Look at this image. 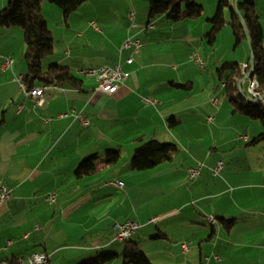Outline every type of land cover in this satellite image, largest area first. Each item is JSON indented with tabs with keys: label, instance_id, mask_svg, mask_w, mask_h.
Segmentation results:
<instances>
[{
	"label": "crops",
	"instance_id": "0c3cea01",
	"mask_svg": "<svg viewBox=\"0 0 264 264\" xmlns=\"http://www.w3.org/2000/svg\"><path fill=\"white\" fill-rule=\"evenodd\" d=\"M5 1L1 0L0 10L7 6ZM127 1L131 3L125 6L126 12L120 16L123 21L114 18L98 20L86 15L67 20L65 29L70 35L66 36L65 51L60 55L54 53L52 58L54 62L70 67L76 76L83 79V87L82 90L48 87L42 107L34 106L16 78L27 72L18 66L12 56L18 51L22 55L23 30L15 27L0 31V187L7 186L12 190L11 199L0 206V260L16 262L19 258L27 260L33 253L44 252L49 255L50 264H80L100 254L115 253L119 256L109 264H123L120 254L124 242H115L113 237L116 223L128 219L141 225L138 231L146 225H156V236H153L155 232L149 231L147 235H141L140 240L144 241L150 235L152 241H159L156 243L170 242L172 247L179 248L181 254L187 256L183 264H234L239 258L264 264V165L251 162L249 177L243 180L232 178L227 167H224L216 180L205 175L206 172H213L217 165L213 156L212 161H206L208 169L205 166L199 179L192 181L193 186L187 190L189 198L180 199L178 203L176 200L170 209L153 215H145L133 204L125 207L131 201V193L125 191V184L123 187L116 184L122 182L121 177L125 173L122 169L114 171L111 168L109 172L107 169L83 179L75 177L74 169L82 161L99 156L104 149L108 151L121 147L133 153L138 146L135 140L139 137L166 143L180 141L176 129L169 126L170 118L179 119L176 127L187 124V119L194 122L196 119L194 126L202 128L201 118L194 115L209 113L208 98L206 103L175 105V98L179 94L175 92L188 91L192 96L195 81L187 78L190 89L176 88L175 84H186L184 79L190 76L172 66L178 63V42L190 46V60L195 54L199 56L192 50L191 43L204 40L209 31V22L200 23L198 20L176 27L163 16L152 22L151 28H146L149 7L143 6L144 14L139 15L133 10L134 0H101L113 3ZM92 2L90 0L88 3ZM45 8L48 7L43 4L44 17ZM130 13L135 15L134 21L128 18ZM179 29L183 36L177 40L175 35ZM129 38L143 42L140 52L134 56V62L125 66L129 77L115 94H103L97 90L96 80L81 75L80 70L123 62L129 53L122 52L121 47ZM165 43L169 45L161 48L160 45ZM7 57L14 60L11 68L4 65ZM210 87L208 84L205 88L207 94ZM145 99H151L154 103L147 104ZM205 107L206 114L203 110ZM72 111L83 114L89 120V125L84 126ZM209 117L210 114L207 116L208 124L216 122L215 116L214 122H209ZM50 118L52 120H48ZM208 132L209 129L206 136ZM194 134L197 139L192 141L204 149L207 140L204 141L203 133ZM249 135L245 133L239 140L248 142L251 139ZM207 145L210 148L206 150V158L210 159L212 153L209 151H216L218 144L211 140ZM175 154L173 160L167 162L169 165L162 164L164 166L161 167L173 166ZM195 161L186 169V175L190 168L196 167ZM213 176H216L214 172ZM187 177L190 180L189 174ZM256 177L261 179L260 182ZM45 187L50 190L42 200L46 202L49 194L56 193L57 201L51 205L57 204V208L42 213V218L37 222L28 217L27 202L35 196L39 197ZM62 190L67 198L59 202ZM221 200L231 207H226ZM208 204H216V208H207ZM155 217L158 221L149 223ZM210 217L236 222L227 235L216 230L217 223L207 236L204 223L208 224ZM37 226L39 229H36ZM180 228H190L195 233V239L200 236V242L195 245ZM238 229L242 233L239 238L243 236L245 240L243 237L235 240ZM138 231L132 239L139 244L140 240L136 239ZM255 233L258 234L256 240H251V234ZM36 236L31 246L29 241ZM184 241L191 242L192 249L188 253H183L181 249ZM9 242L12 243L8 245ZM141 249L155 264L152 254L146 248ZM244 251V255L240 256ZM156 254V260L161 262Z\"/></svg>",
	"mask_w": 264,
	"mask_h": 264
},
{
	"label": "rangeland",
	"instance_id": "374dc122",
	"mask_svg": "<svg viewBox=\"0 0 264 264\" xmlns=\"http://www.w3.org/2000/svg\"><path fill=\"white\" fill-rule=\"evenodd\" d=\"M92 3H87L83 5L78 11L71 14V17H79V16H87L90 18H94L98 20H104V19H115L116 21L122 20V14H125V6H128L127 3L119 2V3H113V2H101V0H92ZM244 0H238L239 2H243ZM9 0H6L4 4H8ZM219 0H201V3L204 5V13L201 18L198 20L201 21L200 23H207L209 18H212L216 12V7ZM235 3V0H233ZM134 12L139 15H143L144 9L143 6H149L147 1L144 0H134ZM255 3L258 5L257 9L259 10L260 16H261V23L264 26V0H255ZM1 4V0H0ZM3 4V3H2ZM5 5V6H6ZM46 7L44 9L45 19L47 21L48 27L51 30L53 37H54V53L56 54H63L65 51V42H66V36L70 35V32L65 29L67 20L65 18L64 12L57 7L54 4L51 3H45ZM183 9L186 8V3L182 4ZM263 7V8H262ZM5 8V7H4ZM73 19V18H72ZM71 19V20H72ZM226 19L229 22L230 21V14H226ZM70 20V21H71ZM196 20V21H198ZM122 21H118V23H122ZM124 24V22H123ZM208 30H210L211 25L210 23H207ZM102 27V24H100ZM19 29V28H18ZM181 29V28H180ZM179 32L176 33L175 39H180L183 34ZM202 26L200 24L199 30L201 31ZM209 32V31H207ZM23 48L22 51L20 49V52H22V55H20L19 51L18 53H13V59L17 61L19 64L18 66L24 71H27L26 63L23 60V55L25 52V42H24V36H23ZM169 45V43L161 44V48H165ZM192 50H194L196 53L199 54V56L204 60L205 68H201L200 65L194 63L193 59H189V50L190 46L186 43H177V51H178V60L177 64L172 65L176 66V68H179L181 72H187L185 73L186 77L184 79V83L188 80L187 78H190L189 80L195 81V92H193L192 96H190V92L188 91H178L175 93H179L178 96L175 98V105L177 107H181L188 102H195V103H206V99L208 98L209 101V113L207 115H202L198 113L197 115H194L195 118H201L200 123L203 124L202 128H196L194 126V123L197 122L196 119L195 122L191 119H187L185 121L187 124H183L182 127L180 126H172L173 129H176L177 136L180 141H167L168 143L175 144L178 148L175 153V162L173 166L170 167H164V164L155 169L147 170V171H137L132 172L130 170L131 165V159L134 154L129 153L128 150H123V158L119 162V165L117 168L114 169H122L125 171V173L122 174V182L127 186L125 191H129L131 193V201L127 202L126 206H132L136 209H139L140 212H143L145 215H153L156 212H160L162 210H168L171 206L176 202L178 203V200L189 198L188 195L190 193L187 191L189 187L193 186L194 182L188 180V174H185L186 169L192 165V162L195 161V165L198 163H202L206 166V169H208V164L206 163L207 160H213V156L215 157L216 164H219L222 162L223 168L227 167V170L229 171V175L232 178H235L236 180H243L249 177V167H252L251 162H254L255 165L260 164V166L264 165V142H261L254 146H248V142L242 141V139L239 140L240 136H245V133L249 136H251L252 140L255 136L260 134L263 131V127L261 123L253 119L247 115L241 114L239 112H234V107L232 106L230 99L226 95V90L224 87L220 84V81L217 77V69L221 67L224 63H239L242 66L249 61L251 56V50L249 48V45L246 42L236 46L235 37L233 34V30L230 26V24H226L224 28L219 33V36L216 40V43L211 46L208 41L203 40L199 41L196 40L194 43H191ZM69 47V46H68ZM71 48V47H69ZM77 48V47H76ZM72 49V48H71ZM59 57V56H58ZM12 58V57H11ZM50 61V60H48ZM47 60L44 63V66H48ZM182 61H185L182 62ZM173 64V63H172ZM210 84L209 93L207 94L206 86ZM248 81H245L243 83V91L247 93L249 99L250 94L248 93ZM217 99L219 104L217 106H212V100ZM204 114H206V107L203 108ZM220 114L218 115V112ZM210 114L211 117H216V122L212 124H208L207 116ZM180 117V116H179ZM186 120V119H185ZM179 121V119H178ZM197 124V123H196ZM207 129H209L208 136H206ZM202 131V132H201ZM194 132L197 133H203L204 135V141L207 140L206 143H204L205 148L202 149L201 146H198L196 142H193L192 140L197 139ZM193 135H192V134ZM244 138V137H242ZM209 140V142H208ZM211 140H214V142H217L218 147L216 151H209L212 153V156L210 159L206 158V150L209 146L207 144L211 143ZM182 142V143H180ZM166 143V142H165ZM192 147V149L190 148ZM107 153V150L104 149L100 152L99 156L104 157ZM221 160L220 162H218ZM172 164V163H170ZM79 166V165H78ZM77 166V167H78ZM210 166V165H209ZM77 167L74 169V171L77 169ZM162 168V169H161ZM256 168H254L255 170ZM111 171V169H108V172ZM184 171V172H183ZM207 171V170H206ZM214 172V171H213ZM213 172H206L205 175H208L209 177H213V179H218L217 175L213 176ZM221 172V171H220ZM219 172V173H220ZM218 173V174H219ZM236 173H240V176H237ZM110 174V173H108ZM221 176V175H220ZM258 178V177H256ZM74 179V178H73ZM199 179V178H198ZM212 179V180H213ZM260 178H258V182H260ZM74 185V184H72ZM82 188H79L81 190ZM49 188L45 187L41 190L39 193V197L35 196L32 198V201L27 202V214L28 217L34 218L35 221H39L40 218H42V213H47L48 211L56 210L57 204L51 205L46 202H44L42 199L44 195H46L49 192ZM78 190V191H79ZM65 197V198H64ZM67 197L65 196L64 191H61V197L60 201L65 200ZM223 204H225L226 207H231V205L227 204L225 200H221ZM196 208H198V205H196ZM207 208L213 209L216 208V204H208ZM128 219H124L116 224L123 223L127 221ZM227 220V219H226ZM230 220V219H228ZM227 222V221H226ZM191 223V222H189ZM218 223V226H216V230L222 231L224 235H227L230 230L226 228V224H221L219 219H216V222L212 224L208 220V224L204 223V228L207 229L208 233L207 236L210 235V232L212 230V226L216 225ZM156 225H150L145 226L142 230L138 231V236L136 239L139 241L143 235H147L149 231L155 232ZM180 231L184 234L188 235L194 242L195 245H197L200 242V236L199 240L195 239V233L188 228H180ZM236 231V230H235ZM234 233V232H233ZM261 233V232H259ZM156 232L155 235L156 236ZM241 231L238 229L235 232V240H240L243 236L239 238L241 235ZM142 235V236H141ZM234 235V234H233ZM258 234H251V240H256ZM262 236V235H261ZM38 236L32 238V240L29 241L30 245H34L33 242L35 239H37ZM146 237V236H145ZM243 240H245V237H243ZM159 242L156 239L152 241L151 236L149 235L144 239V241H139V245L141 248H146L150 254H152V258L155 262V264H183L186 262V255L181 254V250L179 248L172 247V244L168 241ZM189 242V241H187ZM176 246V244H174ZM159 249V250H157ZM190 249L192 247L190 246ZM155 251H158L159 253H154ZM35 252V251H34ZM156 256L161 258V262H158L156 260ZM245 251L243 253H240L241 255H244ZM149 256V255H148ZM239 256V257H240ZM238 257V258H239ZM244 257V256H243ZM169 261V262H168ZM153 263V261H152ZM234 264H256L253 260H247L244 258H239L234 261Z\"/></svg>",
	"mask_w": 264,
	"mask_h": 264
},
{
	"label": "trees",
	"instance_id": "16d2710c",
	"mask_svg": "<svg viewBox=\"0 0 264 264\" xmlns=\"http://www.w3.org/2000/svg\"><path fill=\"white\" fill-rule=\"evenodd\" d=\"M89 1L90 0H9L7 6L0 10V31L15 27H19L23 30L25 42L23 60L27 67L26 75H24V83L27 89L31 90L41 84V86L70 87L82 90L83 79L76 76L70 67L60 65L53 61L54 37L43 15L42 7L45 3L54 4L64 12L65 18L68 19L71 14L78 11ZM144 1H147L149 4V16L146 28H151L153 25L152 22L163 16H166L174 26L180 27L201 18L205 10L201 0ZM183 3H186L185 9H183ZM233 4L232 0H219L214 16L208 19L211 28L204 36V40L206 38L208 43L213 46L224 26L230 24L235 37L236 46H238L247 41V29L251 40L255 66L253 74L246 81L250 78H256L259 83L260 94L263 96L264 30L261 23V16L255 0H244L238 3V9L243 19L237 13ZM228 13L230 14L229 22L226 19V14ZM131 25H133V23ZM123 52H128V56L131 55L129 51ZM127 57H125L124 61L121 63H125ZM46 60H50L48 61L47 67L44 66ZM250 60L251 56L249 61L245 63L248 65L245 71L239 63H224L217 69V77L220 84L226 90V95L234 107V112L247 115L261 123L263 131L247 143L248 146H254L264 142V101H250L257 99H249L247 93L243 91V84L241 89L243 93L239 89L240 81L252 70ZM189 85V83L175 84L176 88L185 90L190 89ZM168 122L170 127L179 123L175 117L170 118ZM135 141L138 146L131 159V171L152 170L162 164L170 162L173 160L174 153L178 148L175 144L161 142L158 139L146 140L144 137H139ZM122 158L123 149L121 147L108 150L104 157L94 156L82 161L75 170L74 175L78 179H83L87 176L99 174L104 170L117 166ZM219 221L221 224H226L228 230H231L236 222L235 220H226L223 218L219 219ZM132 238L133 237L124 241V248L120 254L123 264H153L148 255ZM118 256L119 255L115 253H104L85 259L80 262V264H109Z\"/></svg>",
	"mask_w": 264,
	"mask_h": 264
},
{
	"label": "built area",
	"instance_id": "2783aa9c",
	"mask_svg": "<svg viewBox=\"0 0 264 264\" xmlns=\"http://www.w3.org/2000/svg\"><path fill=\"white\" fill-rule=\"evenodd\" d=\"M128 18L131 21L135 20V15L134 13H130L128 15ZM143 46V43L139 39H127L122 47L121 51H129L131 52V55L127 57L125 60V63H117L113 66H102L100 68H89L85 70H81L80 73L86 77H91L96 80L97 83V90L100 91L103 94L106 95H113L115 94L119 86L129 77V72L126 70L124 67L125 65H131L134 62V56L137 55L140 52L141 47ZM9 58H5L4 65L6 68H9ZM193 60L200 64L201 68H205V63L204 60L195 54L193 56ZM246 65V69L248 68V65ZM17 81L20 83L21 89L24 91L26 97L30 100L33 101L35 107H42L44 104V94L45 91L48 89V86H41V87H36L31 90L27 89L25 83H24V75H19L16 77ZM249 86H248V93L250 96L255 99V98H261V94L259 89H256L254 85L252 84V81H249ZM145 102L147 104H152L154 103L151 99H145ZM212 105L217 106L218 105V100L213 99L212 100ZM20 108H23L22 106ZM76 115V117L79 119V121L84 125L87 126L89 125V120L86 119L83 114L77 113L76 111H72ZM61 117H65L66 115H60ZM48 120H52L51 118ZM209 122H214L215 118L214 117H209L208 118ZM247 139V137L245 138ZM205 168V165L202 163H198L196 167L190 168L188 170L189 174V179L190 181L196 180L202 173L203 169ZM223 169V164L220 162L219 164L216 165L214 168V174L218 175V173ZM119 187H123L124 183L123 182H117L116 183ZM12 197V190L7 187V186H2L0 187V206L5 204L9 199ZM46 202L49 204H53L57 201V194L56 193H51L45 198ZM208 220L214 224L215 222L213 221V217L208 218ZM158 221V218L155 217L149 221V223H153ZM141 225L137 223L134 220H127L123 223L116 224V232L113 237V241L115 242H121V239H130L133 237L137 231L140 229ZM36 229H39V226H37ZM29 234L27 235V237ZM12 242H9L8 245H10ZM190 245L191 242L184 241L181 243V249L183 253H188L190 251ZM217 260H220L219 256H216ZM10 264H50V258L47 253L44 252H39V253H33L31 254L28 259L26 260L25 258H19L16 262L10 261Z\"/></svg>",
	"mask_w": 264,
	"mask_h": 264
},
{
	"label": "water",
	"instance_id": "95a60500",
	"mask_svg": "<svg viewBox=\"0 0 264 264\" xmlns=\"http://www.w3.org/2000/svg\"><path fill=\"white\" fill-rule=\"evenodd\" d=\"M234 8L236 9L237 13L240 15V17L242 18L241 16V13H240V10L238 9V0H235V3H234ZM243 19V18H242ZM244 23V22H243ZM244 26H245V23H244ZM246 28V26H245ZM246 35H247V43L249 45V48L251 50V60H250V64H251V67H252V70L249 74H247V76H245L244 79H242L239 83V89L241 90L242 89V84L243 82H245L252 74H253V69H254V66H255V61H254V54H253V51H252V47H251V40H250V36H249V33L246 29ZM242 92V90H241ZM243 93V92H242ZM264 100V95L257 99V100H250V101H254V102H260V101H263Z\"/></svg>",
	"mask_w": 264,
	"mask_h": 264
},
{
	"label": "bare ground",
	"instance_id": "6f19581e",
	"mask_svg": "<svg viewBox=\"0 0 264 264\" xmlns=\"http://www.w3.org/2000/svg\"><path fill=\"white\" fill-rule=\"evenodd\" d=\"M13 64H14V60L12 58H9V68L13 67ZM242 69L244 71L246 70L245 64L242 66ZM249 81H252V84L254 85L256 89H259V83L256 78H250ZM250 99H253V98L250 96ZM255 99H259V98H255ZM213 221L216 222V219L214 217H213ZM126 240L128 239H121V242H124ZM0 264H10V260H6V259L0 260Z\"/></svg>",
	"mask_w": 264,
	"mask_h": 264
}]
</instances>
